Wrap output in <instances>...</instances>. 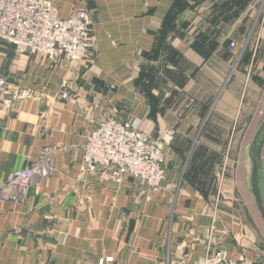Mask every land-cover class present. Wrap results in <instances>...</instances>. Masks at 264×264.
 Here are the masks:
<instances>
[{"label":"crops","instance_id":"crops-1","mask_svg":"<svg viewBox=\"0 0 264 264\" xmlns=\"http://www.w3.org/2000/svg\"><path fill=\"white\" fill-rule=\"evenodd\" d=\"M47 1L61 19L90 14L95 56L52 63L0 44V76L9 90L32 91L9 107L0 101V187L47 153L54 168L34 179L23 201H0V264H196L215 248L264 264V246L248 225L230 210L214 216L212 200L185 179L192 156L215 160L210 175L223 173L228 146L250 120L244 110L255 108L256 87L243 64L262 58L252 54L264 48L257 0ZM164 65L186 84L165 77ZM174 90L179 94L166 106ZM226 111L228 122L218 114ZM109 118L137 121L152 137L174 130L156 191L82 169L86 135ZM218 128L230 129L224 140ZM259 182L263 197L261 173Z\"/></svg>","mask_w":264,"mask_h":264},{"label":"built area","instance_id":"built-area-1","mask_svg":"<svg viewBox=\"0 0 264 264\" xmlns=\"http://www.w3.org/2000/svg\"><path fill=\"white\" fill-rule=\"evenodd\" d=\"M91 28L86 11L61 19L57 8L47 0H0V44L12 45L17 55L32 53L52 63L89 62L95 56ZM60 95L67 98L66 83L61 85ZM30 97V89L11 92L7 79L0 76V101L5 106ZM89 124L93 125V120L89 119ZM171 137L167 131L152 137L137 121L121 123L109 118L86 135L82 169L88 173L106 171L118 184L129 178L156 191L164 179L163 151ZM50 154L11 172L0 187V201L21 202L34 179L50 177L54 171ZM196 264L242 263L222 250L208 249Z\"/></svg>","mask_w":264,"mask_h":264},{"label":"rangeland","instance_id":"rangeland-1","mask_svg":"<svg viewBox=\"0 0 264 264\" xmlns=\"http://www.w3.org/2000/svg\"><path fill=\"white\" fill-rule=\"evenodd\" d=\"M257 7L260 9L259 13ZM255 9L256 11H253V15L255 14V17L258 13L259 19L256 23H259L264 27V0H257ZM252 54H254V56L262 55V58H260L258 63H256L257 59L253 62H250L249 57L248 62L243 64L245 69L244 76L248 78V81L251 85L256 87L254 97L255 108L249 112L244 110V120H247L248 118H250V120L246 122L245 126H241L237 129L236 135L238 137L235 138V140L232 142V145L228 146L229 158L226 160L223 166V173H221V175L219 174L218 177L210 175L214 168L215 160H195L194 156H192V160L189 162L187 167L188 170L186 173L188 174L185 179L190 183L198 184L201 188V194L206 199L212 200L214 216L218 211L226 212L230 210L231 212L228 211L230 214L235 215L239 218V221L248 225V233L252 239L264 246V223L259 215L249 186L251 173L249 149L255 133L264 119V48L258 49L257 53H255L254 48ZM252 54H250V56ZM218 114L223 118V120H226L227 122L229 121L228 111ZM229 130L230 129L228 128V133H226V128H218L217 137L224 140L225 136L229 134ZM165 131L171 133V138L173 139L174 130L169 129ZM172 139L165 146V149L171 144ZM207 139L211 140L210 138ZM261 140L262 135H259L257 139V146ZM222 145H224V143ZM198 167L199 169H202L199 174L198 172H194V170L189 171V169H195ZM261 184L264 197V153L262 159ZM211 250H218V248ZM225 255L227 254L225 253ZM231 259L236 260L234 258ZM238 262L242 264H250L241 261Z\"/></svg>","mask_w":264,"mask_h":264},{"label":"water","instance_id":"water-1","mask_svg":"<svg viewBox=\"0 0 264 264\" xmlns=\"http://www.w3.org/2000/svg\"><path fill=\"white\" fill-rule=\"evenodd\" d=\"M163 74L165 77H167L171 82H173L175 85L179 87H183L186 82L187 78L179 71L168 67L167 65L163 66ZM178 91L174 90L170 94V96L167 99H164V104L166 106H169L172 101L178 96ZM164 98V94L161 95V99ZM259 135H262V140L257 146V139ZM257 146V147H256ZM264 146V119L258 128L256 135L253 139V142L250 146V161H251V173H250V190L251 194L255 200V204L257 207V210L260 214V217L262 221L264 222V199L261 194L260 186H259V170L260 165L262 162V149Z\"/></svg>","mask_w":264,"mask_h":264},{"label":"trees","instance_id":"trees-1","mask_svg":"<svg viewBox=\"0 0 264 264\" xmlns=\"http://www.w3.org/2000/svg\"><path fill=\"white\" fill-rule=\"evenodd\" d=\"M261 170H262V164L260 165L259 174L261 173ZM259 186H260V182H259Z\"/></svg>","mask_w":264,"mask_h":264}]
</instances>
